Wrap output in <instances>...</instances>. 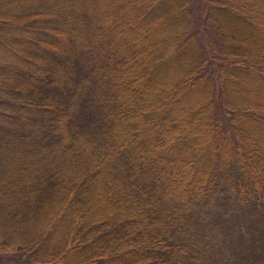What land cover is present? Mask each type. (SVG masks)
Segmentation results:
<instances>
[{"label": "trees", "instance_id": "obj_1", "mask_svg": "<svg viewBox=\"0 0 264 264\" xmlns=\"http://www.w3.org/2000/svg\"><path fill=\"white\" fill-rule=\"evenodd\" d=\"M223 203L264 218V0H0V252L204 264Z\"/></svg>", "mask_w": 264, "mask_h": 264}, {"label": "rangeland", "instance_id": "obj_2", "mask_svg": "<svg viewBox=\"0 0 264 264\" xmlns=\"http://www.w3.org/2000/svg\"><path fill=\"white\" fill-rule=\"evenodd\" d=\"M262 216L256 209L238 212L223 203L217 217L194 232L193 248L202 255L204 264H264ZM0 264L30 263L20 250L0 252Z\"/></svg>", "mask_w": 264, "mask_h": 264}]
</instances>
